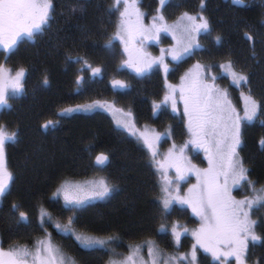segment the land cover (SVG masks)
<instances>
[{
    "label": "trees",
    "instance_id": "trees-1",
    "mask_svg": "<svg viewBox=\"0 0 264 264\" xmlns=\"http://www.w3.org/2000/svg\"><path fill=\"white\" fill-rule=\"evenodd\" d=\"M52 2L53 19L43 34L37 33L35 38L24 35L10 51L0 48V65L13 72L20 67L27 69L25 91L16 95L10 93L8 103L11 107L0 109V124L7 125L10 132H18L17 139L5 145L7 167L14 174V181L10 194L0 201V245L6 249L17 243L30 246L45 235L38 223V204L60 222H66L59 206L50 203L52 194L65 180L100 175L105 176L117 190L109 198L90 202L82 213L81 223L86 228L81 230L100 239L109 236L118 239L105 248L84 249L60 234L53 225L46 224L54 244L74 257L77 264H106L110 259H122L130 253V245L143 244L146 251L145 241H153L156 248L165 254L158 257L161 261L171 255L188 252L195 242L190 233L182 236V246L177 248L170 234L167 231L158 233V229L161 223L169 228L179 223L190 230H197L199 219L191 214L190 209L171 213L166 218L160 213L159 170L150 165L148 151L141 142L119 128L111 112L103 109L63 110L97 102L114 103L125 109L123 113H133L135 125L140 130L152 127L166 133L170 128L171 137L166 136L161 147L169 146V143L180 147L189 140L180 114L170 107L154 113L153 103L162 101L169 91L167 85L171 84L177 86L178 107L182 109L178 86L188 66L196 61L202 64L223 62L229 54L238 66L251 74V94L259 102H264V0H241L240 3L235 0H203L206 5L204 15L214 29L212 35L201 34L199 41L203 50H197L195 55L186 56L179 62L171 61L169 56L176 70L167 78L155 70L143 75L131 71L123 63L128 59L127 52L119 41H115L110 50L105 47L106 41L116 31L119 19V12L114 10L110 15L106 11L114 0ZM200 4L201 0H166L163 14L171 24L186 11L199 12ZM138 6L146 14L144 21L150 23L158 0H138ZM245 33L253 40L250 41ZM216 35L222 36L221 43L213 39ZM172 40L171 35L163 33L156 44L160 49H166ZM161 42L166 45H161ZM147 44H151V49L155 45ZM152 51L155 56L160 55V51ZM66 55L83 56L93 68H101L102 73L92 76L88 70L80 71L83 65L67 60ZM45 75L49 81L47 85L43 83ZM80 76L85 79L77 83ZM113 80L123 81L129 87L114 88ZM227 80L217 82L226 84L224 81ZM231 87V97L237 99H233L234 103H240L242 89ZM48 121L54 123L47 129L43 128L42 125ZM262 138L264 126L258 123L243 130L241 154L248 161L251 168L249 177L257 186L264 185V146L259 143ZM100 153L108 155L110 160L97 164L95 157ZM185 156L190 157L191 163L199 169L207 165L200 150H188ZM170 175L173 178L174 169ZM196 183L195 175L181 182L182 194ZM245 190H249L247 184L243 190L237 187L235 193L237 196H250ZM12 203L22 205L20 210L29 214L30 226L16 228L13 225L9 215ZM252 219L260 221L256 233L262 240L249 243L246 264H264V207H254ZM114 253L120 255L114 256ZM198 260L199 264H217L202 249L198 250ZM230 264H234V259Z\"/></svg>",
    "mask_w": 264,
    "mask_h": 264
},
{
    "label": "snow or ice",
    "instance_id": "snow-or-ice-1",
    "mask_svg": "<svg viewBox=\"0 0 264 264\" xmlns=\"http://www.w3.org/2000/svg\"><path fill=\"white\" fill-rule=\"evenodd\" d=\"M235 2L240 3L241 0ZM53 7L52 0H0V46L10 51L21 36L35 38L37 33L43 34L45 27L50 26L53 19ZM165 7L166 0H158V7L148 24L144 23L146 14L140 11L138 0H114L106 9L110 15L114 10L119 12V19L115 33L106 41L105 47L110 50L114 47V42L119 41L124 47V52L128 53L124 65L138 75L155 70L162 72L167 78L176 70V66L168 61V57H171V61L179 62L186 56L195 55L197 50H203L199 41L201 34L211 36L214 30L209 18L204 15L206 5L203 0L199 12L195 15L184 12L171 25L163 14ZM163 33H168L176 41L173 47L159 49V56H152L143 51V46L148 42L159 43ZM245 35L250 41L253 40L248 33ZM213 39L221 43L222 36L216 35ZM66 59L82 64L80 71L88 70L92 76L102 73L101 68H93L83 56L66 55ZM26 74L27 69L24 67H20L13 74L12 69L0 65V109L11 107L8 103L10 92L16 95L25 91ZM225 78L229 79L230 86L248 89V95L241 91L244 100L243 115L232 103L229 91L217 85L218 80ZM84 79L83 76L78 77L77 83L83 82ZM48 82L45 75L43 83L47 85ZM112 86L129 87L120 80H113ZM167 87L169 91L162 101L159 104L153 103V112L166 111L170 107L173 112L179 113L180 120L189 134V140L179 148L173 143L164 162L156 160L157 146L161 136L171 137L170 128L166 133L141 131L135 126V117L131 111L124 113V119L116 120L119 128L136 137L147 149L150 165L158 169L167 167L169 170H175L171 179L166 174L163 175L162 195L158 198L160 213L166 218L171 213H183L190 209L191 214L198 217L200 222L197 230H190L179 223L172 224L170 228L161 223L158 233L167 231L175 247L182 246L181 238L185 233H190L195 242L188 252L171 255L168 259L160 261L158 257L165 254L156 248L153 241H145L152 256L150 264H199V249L210 254L217 264H230L233 259L234 264H246L249 243H259L262 240L256 233L260 221L252 219V210L257 205L264 207V186L257 188L256 182L249 177L251 168L246 166V161L241 155L243 130L245 123L256 120L264 126V102L257 101L251 94V74L245 72L242 66H238V62L232 59L230 54L223 62H197L181 77L178 91L182 109L178 107L177 86L168 84ZM94 109H103L113 115L123 113V109H117L114 103L108 102L77 105L63 111ZM53 123L48 121L42 127L47 129ZM17 136L18 132H10L7 125L0 124V201L10 194V186L14 181V174L7 167L5 145L9 141H15ZM259 143L264 146V138ZM193 149L203 151L207 168H197L191 163V158L184 155L185 150ZM109 160L110 157L104 153L95 157L97 164H105ZM192 175L197 178V183L191 185L186 194H181V182H185ZM245 184L252 195L236 199L232 190L237 187L243 190ZM116 190V186L109 185L106 180L84 183L64 181L52 194L50 203L59 206L60 213L65 214L66 222H60L38 204V223L45 233L44 237L37 238L31 248L19 243L7 249L0 245V264H77L74 257L54 244L51 234L45 228L46 224L53 225L55 230L77 242L81 248L108 247L118 238L109 236L107 239H100L89 235L87 231L81 230L86 228L81 223V217L91 201L109 198ZM21 207L19 203H12L9 209V215L16 228L31 224L29 214L21 211ZM129 247L132 249V255L111 259L109 264H136L134 254L139 252L141 245ZM118 255L120 254L114 253V256ZM140 264L145 262L141 260Z\"/></svg>",
    "mask_w": 264,
    "mask_h": 264
},
{
    "label": "rangeland",
    "instance_id": "rangeland-1",
    "mask_svg": "<svg viewBox=\"0 0 264 264\" xmlns=\"http://www.w3.org/2000/svg\"><path fill=\"white\" fill-rule=\"evenodd\" d=\"M187 12V11H186ZM189 13V12H188ZM190 14H192V15H195V14H193V13H190ZM177 19H178V17L176 18V19H174L173 21H172V23H174V22H176L177 21ZM144 23H146V24H148L146 21H144ZM171 23V24H172ZM170 24V25H171ZM24 36V35H23ZM23 36H21V37H23ZM20 37V38H21ZM172 37V36H171ZM177 37H179V33H177ZM151 43H153V44H155V45H153L152 46V50H158L159 51V49H160V45H157L156 44V42L155 41H150ZM150 42H148V43H150ZM168 44H170V45H168L167 46V48L166 49H169V48H171V47H173L175 44H176V41H174V40H172V42L171 43H168ZM151 44H149L148 46H150ZM161 45H166V43H164V42H161ZM146 45H144L143 46V48L145 47ZM0 48L1 49H3V50H5V51H7L3 46H0ZM146 53H149L148 51H146ZM127 58H128V53H127ZM170 59H169V57H168V61H169ZM170 62V61H169ZM197 62H199V61H196V62H193V63H191L189 66H188V68L186 69V71H185V73L189 70V69H191ZM201 63V62H200ZM94 68H96V67H94ZM19 69V68H18ZM18 69H16V70H18ZM131 71H133L131 68H129ZM15 70V71H16ZM15 71L13 72V74L15 73ZM134 72V71H133ZM184 73V74H185ZM183 76V75H182ZM181 76V77H182ZM226 84H221V82H217V85L219 86V87H222V88H225V89H227L228 91H229V93H230V98H231V100H232V103L235 105V107L237 108V110L238 111H240L241 112V115H243V112H242V109H243V105H244V100H243V98H242V100L240 101V103H238V101L236 102V103H234L237 99H235L234 97L232 98L231 97V93H232V87L231 86H228V84L230 85V83H229V80H227V81H224ZM220 83V84H219ZM228 83V84H227ZM180 84H181V79H180ZM241 91H243V93H244V95H248L249 93H248V90L246 89V88H243ZM241 91H240V95H241ZM11 93V92H10ZM233 99H235V101L233 100ZM257 100V99H256ZM258 101V100H257ZM117 109H121L120 107L121 106H119L118 107V105H116L115 106ZM123 108V107H122ZM123 110H125L124 108H123ZM124 112V111H123ZM112 115H113V113H112ZM114 117H115V123H116V120L117 119H124L125 118V116H124V113H116L115 115H113ZM254 123H258V124H260V122L258 121V120H256V121H253V122H251V123H245V125H244V130L246 129V128H249V127H251L252 126V124H254ZM136 126V125H135ZM137 127V126H136ZM138 128V127H137ZM145 130H147V131H149L150 133H152V132H156V133H165V132H163V131H161V129H155V128H145V127H142L141 128V131H145ZM166 136H168V135H163V136H161V138H160V141H159V144H158V146H157V151H158V155H157V157H156V160L157 161H160V162H164L165 160H166V157H167V153H168V150L170 149V148H172V146H173V144H171V143H169V146H168V144H165V146H162L161 147V143H162V141L166 138ZM177 146V148H179V145H176ZM161 147V148H160ZM165 147V148H164ZM163 148V149H162ZM201 152H203L202 150H200ZM186 153H188V150H185V152H184V155H186ZM204 154V153H203ZM242 156H243V154H241ZM244 157V156H243ZM245 161H246V166H248L249 167V165H248V161L245 159ZM208 167V164L206 165V167H203L202 169H204V168H207ZM157 168V167H156ZM158 169V168H157ZM159 170V174H160V180H161V186H162V184H163V175L164 174H166L170 179L172 178L171 177V175H170V171L172 170H169L167 167H165V168H163V169H158ZM100 180H106L108 183H109V181L107 180V178L105 177V176H100V175H94V176H92V177H85V178H81V179H68V180H65V181H71V182H75V183H84V182H88V181H100ZM63 183V182H62ZM61 183V184H62ZM109 185H110V183H109ZM60 186V185H59ZM248 186V185H247ZM262 186H264V185H256V187L257 188H260V187H262ZM235 189L236 188H234L233 190H232V195L236 198V199H242L243 197L242 196H237L236 195V193H235ZM182 190V189H181ZM245 193H249L250 195H252V193L249 191V190H245ZM181 194H182V192H181ZM248 194V195H249ZM162 195V194H161ZM258 206V205H257ZM42 237H44V236H41V237H39V238H42ZM137 245H139V244H137ZM33 246V244L32 245H30V246H28L29 248H31ZM133 253H132V249L130 250V253L129 254H127V256L128 255H132ZM134 259L136 260V264H140V262H141V260H143L144 262H145V264H150V262H151V259H152V256L149 254V251L148 250H144V247H143V244L141 245V248H140V250H139V252L138 253H135L134 254ZM111 260V259H110ZM109 260V261H110ZM158 260H160V259H158ZM109 261L106 263V264H109ZM161 261V260H160ZM170 264H171V262H170Z\"/></svg>",
    "mask_w": 264,
    "mask_h": 264
},
{
    "label": "flooded vegetation",
    "instance_id": "flooded-vegetation-1",
    "mask_svg": "<svg viewBox=\"0 0 264 264\" xmlns=\"http://www.w3.org/2000/svg\"><path fill=\"white\" fill-rule=\"evenodd\" d=\"M149 44H147L144 48H143V51H148L149 54H151L152 56H155V54H153V51L152 49L148 46ZM150 73V72H149Z\"/></svg>",
    "mask_w": 264,
    "mask_h": 264
},
{
    "label": "bare ground",
    "instance_id": "bare-ground-1",
    "mask_svg": "<svg viewBox=\"0 0 264 264\" xmlns=\"http://www.w3.org/2000/svg\"><path fill=\"white\" fill-rule=\"evenodd\" d=\"M137 141V140H136Z\"/></svg>",
    "mask_w": 264,
    "mask_h": 264
}]
</instances>
